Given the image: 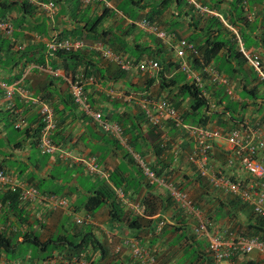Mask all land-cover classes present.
Returning <instances> with one entry per match:
<instances>
[{
  "label": "trees",
  "instance_id": "1",
  "mask_svg": "<svg viewBox=\"0 0 264 264\" xmlns=\"http://www.w3.org/2000/svg\"><path fill=\"white\" fill-rule=\"evenodd\" d=\"M61 1L63 0H38L42 4L53 2L55 9L57 3ZM64 2L69 4L71 13L61 18H67L69 27L64 26L65 28H62V31L58 33L55 25L52 26L51 37L57 35L60 40H80L84 42L85 46L78 50L61 49L53 53L48 51L45 45V51L51 55L50 64L48 63L50 69L56 70L60 67L66 77L74 79L79 75L83 79H92L93 82L101 83H107L115 76V79L112 80L113 83L122 85L124 83L122 79L125 80L132 73L136 76L145 75L147 83L141 92H147L149 88L153 87L157 88V95L154 97L156 99H153L152 94L146 93L145 97H142L144 95L142 94V96L140 95L141 100L167 103L169 107L178 110L182 121L189 125L205 127L208 126V122L214 120L213 127L222 130L225 134L230 130L249 125L252 127L264 125V81L257 76L252 66H246L248 58L244 53L252 45L254 49L264 51V28L260 38L257 36L252 38L251 34H253L254 28L247 29L249 21L245 8L248 4L244 5L241 0H231L230 8L226 12L223 10L220 12L222 3L215 0H208V2L194 0V3L190 0H158V7L152 9L148 15L140 16L134 6H139L141 0H126L123 7H116L115 11L105 6L108 0L94 1L88 5L82 4L78 0H64ZM149 6L153 7L151 4ZM39 8L26 0H0V20L9 19L8 15L13 12L17 16L10 17L13 32L9 37H13L15 29H22L24 25H27V19L31 18L35 10ZM199 8H204L210 13H204ZM116 11L123 17H119L123 23L126 19L129 20V23L125 26L123 23L115 27H113V23L107 26L108 22L117 20ZM137 20L148 21L167 31L168 42L164 43L151 34L143 33L144 31L142 32L137 26L140 21L135 23ZM63 24L66 25L64 22ZM33 29L37 35L45 36L48 32L44 24L39 29ZM143 37H146L148 41L142 43L140 40ZM5 39L8 38L1 40L3 47H0V51L3 52L12 48V44ZM180 40L192 44L196 54L186 55L183 58L178 57L176 47ZM240 42L243 52L240 50ZM95 43H100L103 48L128 59L132 69L124 71L118 65L104 60L100 51L92 48ZM171 55L173 60L170 58ZM249 57L256 59L260 68L264 70V61L259 55H250ZM145 60L158 63L159 69L152 76L138 69L140 62ZM35 64L45 68V63L41 59L35 61ZM182 65L187 66L186 72L182 69ZM206 68L224 77L227 85L213 82L205 72ZM190 70L203 81L201 87L197 86L195 79L190 75ZM247 77L251 78V81ZM123 92L125 95L133 97L139 91H134L131 86ZM234 92L239 93V100L230 96ZM40 99L45 100L42 96ZM71 103L73 102L71 101ZM184 103L186 107L183 106ZM101 114L104 120L114 122L121 127L123 136H128L127 146L135 153L141 156L140 150L142 151L143 146L150 152L153 156V164H148L147 167L165 183L175 185L178 190L184 193L188 192L184 186L186 182L198 183L205 194L214 190L222 192L217 198H213L217 202V206L213 207L211 213L207 211L208 222L212 219L214 223H218L224 217L236 220L238 215L242 214L245 217L244 222L238 220L233 222L227 233H234L246 238L254 237L264 244V218L256 215L239 198L214 189L208 180L200 176L196 167L188 159L193 145L184 132L177 129L168 120L161 121L158 126H151L147 114L141 106L136 109L135 116L130 118L133 119V123L129 120L126 122V119L129 118L126 112L118 113L115 110V115L112 112L104 115L101 112ZM84 116L86 117V115ZM94 124L99 128L96 123ZM143 126L147 130V138L152 143L143 142ZM14 127L16 130L21 129ZM40 131L41 124L38 121L33 134L37 146ZM100 131L103 132L101 129ZM54 132L51 139L58 145L54 139ZM215 149L220 150L219 157L224 160L223 166H225L231 152L224 150V144H217L214 147L211 162H217L214 159ZM141 157L143 158V156ZM224 170H230V168H224ZM142 173L141 168L131 159V170L127 175L120 168L108 172V182L103 181L98 188L87 189V197L79 203L78 208L81 207L85 212L91 214L103 206H108L112 221L126 220L129 229L139 233L152 234L154 239L155 227L163 221L161 215L168 209L177 207L167 194L168 192L155 191V186L145 183L146 194L139 199L140 206H144V215L142 216L136 213L135 215L133 210L131 213L124 211L115 194V190L121 188L125 195H130L129 192L133 196L136 195L144 182ZM228 174L230 173L228 172ZM45 194L60 196L56 192ZM62 197L68 202L67 210H74L75 207L69 202V198ZM130 197L132 196L130 195ZM192 202L195 209L201 212L197 204ZM177 209L179 208L177 207ZM179 211L177 215H180L179 219L181 220L178 218L176 220L181 223L182 217L186 215L181 209ZM28 214L29 209L20 200L18 191L0 192V252L5 255L8 261L29 264V261L41 258L46 264H51L52 260H54L52 264H100L99 261L92 260L94 258L93 251L101 250L103 247L91 232L77 234L74 233L76 232L74 229V234L68 239L66 236H58L55 239L41 241L35 231L31 229L32 223L29 221ZM156 214H158L157 217H154ZM38 215L42 220V214L38 213ZM179 229L184 232L182 227L177 228L178 231ZM208 229L210 230L209 226ZM164 232L165 230L162 229L161 233ZM134 239L141 244L138 238ZM42 253L46 255L42 257L40 255ZM204 261L205 264H211L209 254ZM136 263L138 262L136 261Z\"/></svg>",
  "mask_w": 264,
  "mask_h": 264
},
{
  "label": "crops",
  "instance_id": "2",
  "mask_svg": "<svg viewBox=\"0 0 264 264\" xmlns=\"http://www.w3.org/2000/svg\"><path fill=\"white\" fill-rule=\"evenodd\" d=\"M125 1L108 0L105 6L115 11V8L124 5ZM190 1L194 3V0ZM206 1L208 2V0ZM215 1L222 3L220 12L222 10L226 12L230 8L231 0ZM148 3L153 7L147 5ZM156 7H158V0H141L139 6H134L140 16L148 15ZM245 11L248 13L247 19L249 21L247 29L254 28L253 34H251L252 38L254 36L255 38L256 36L260 38L264 28V0H251L246 6ZM70 13L69 4H65L63 0L57 3L53 16L52 14H47L41 8L36 9L33 16L27 19V25H24L22 29L17 28L14 30L12 38L0 33V47H3L1 40L6 37L8 39L5 40L12 44V48L9 51H0V170L9 175L15 185L32 186L44 194L55 192L54 188L56 186L63 187L64 194L68 195L70 192L72 193L71 195L69 194L68 198L72 206L75 207L71 211L60 209L58 211L46 212L48 209L47 205L37 206L34 210H29V221L32 223L31 229L35 231L41 241L55 239L58 236H66L68 239L74 233L91 232L103 247L101 250L93 251L94 258L92 260H97L100 264H139L133 260L129 249L123 246L124 239L131 237L140 240L141 245L155 256L157 264H205V257L208 256L207 241L205 238L193 234V227L196 225L197 219L186 215L182 217L183 220L179 223L176 218L181 220L179 219L180 215H177L180 211L175 206L161 215V219L165 222V226L162 227L165 232H156L155 229L154 239L152 234L139 233L129 229L126 220L120 222L112 221L108 206H103L91 214L85 212L81 207L78 208L79 203L87 197V189L98 188L103 181H107L99 175H89L86 170L84 171L85 168L77 162V157H94L100 169L107 174L116 168H120L127 175L131 170V159L142 171L143 165L147 167L148 164H153V156L144 146L142 147V151L140 150L143 158L135 153L126 144L128 136H123L124 144H121L111 135L101 132L90 117H85L78 107L71 103L69 88L65 81L66 76L62 69L58 67L56 74L49 72L51 55L45 51V45L53 34L50 29L55 25L56 31L59 33L62 31V28H65L64 26L69 27L67 18L61 17H66ZM8 16L9 19L10 17H17L14 12ZM119 17L122 16L116 11L117 20L108 22L107 26H110L112 23L113 27L122 24V19L120 20ZM138 21L140 20H137L135 23ZM127 23H129L128 19L124 20L123 25L125 26ZM43 24L48 29L47 34L45 36L37 35L33 28L39 29ZM15 35L16 37H14ZM140 41L145 43L148 39L143 37ZM19 47L20 50H18ZM245 53L247 56L259 55L264 61V51L254 49L253 45L249 46ZM29 58L30 61H28ZM40 59L45 63V68L35 64V61H40ZM58 65L60 64L58 63ZM246 66L250 67L249 64ZM27 70L30 71L24 78L23 73ZM67 78L71 77L67 76ZM113 79H115V76L109 79L107 83L93 82L92 79H88L85 87L87 100L93 110L102 112L103 115L108 112H112L115 115V110L118 113L126 112L129 117L126 119V122L129 120L133 123V119L130 118L135 116V111L140 107L142 97H145L146 93L157 95V88L152 87L147 92H141L145 89L147 80L144 82L141 76L133 75V73L128 75L125 80L122 79L124 81L123 85L121 83L114 84ZM239 79L241 78L239 77ZM247 79L251 81V78L247 77ZM9 86L28 89L30 94L36 98L44 97L45 101L54 110L57 123L54 132L55 136L53 135L54 139L60 148L68 152L69 157H72V159L62 160L58 157V154L47 156L40 153L33 137L39 121L37 114L38 106L15 94L13 104L18 114L14 113L4 96L5 88ZM131 86L134 91H139L133 97L125 95L123 92ZM142 94L144 95L142 96ZM238 94L234 92L230 96L237 100ZM185 105L184 103L183 106L186 107ZM19 119L21 120V129L16 130L14 126H16ZM214 124V120L208 122V126L213 127ZM27 129L29 130L26 131ZM146 131L143 126V142L147 144L152 143L147 138ZM231 171L235 177L248 176L242 171ZM67 175L71 177L68 181L72 183V188L65 184L67 182L64 178ZM83 176H86L91 183V186L88 184L87 189H83L75 181ZM143 178V185L136 195L133 196L131 192L129 193L132 197L124 194V197L134 204H140L139 199L146 194L144 184L148 182L144 174ZM153 186H155V191L161 192L164 190L167 192L162 187ZM184 186L191 200L201 209V217L206 219L208 216L207 211L211 213L213 207L217 206V202L213 198H217L222 192L214 190L209 194H205L199 184L195 182H186ZM117 189L123 192L121 188ZM2 191L5 190H0V192ZM119 202L124 211L127 213L132 212L122 201L119 200ZM38 213L42 214V220L37 219ZM87 214L91 215V223H84L80 226L75 223L76 217H84ZM157 215L154 217H157ZM11 219L13 218L11 217ZM244 219L245 217L239 214L236 220L224 217L218 223H214L210 219L208 224L213 233H227L233 222L237 220L244 222ZM180 227L184 229V232L181 229L177 230ZM74 229L76 232H74ZM40 255L43 257L46 254L42 253ZM234 262L236 264H264V253L254 251L249 255L237 257L234 259ZM28 263L44 264L45 261H42L40 258V260H33ZM0 264H13V261H8L5 255L0 252Z\"/></svg>",
  "mask_w": 264,
  "mask_h": 264
},
{
  "label": "built area",
  "instance_id": "3",
  "mask_svg": "<svg viewBox=\"0 0 264 264\" xmlns=\"http://www.w3.org/2000/svg\"><path fill=\"white\" fill-rule=\"evenodd\" d=\"M29 2L36 3L46 11L52 14L54 10L53 2L37 3L35 0H28ZM82 4L88 5L94 1L102 0H78ZM244 5H247L250 0H241ZM140 30L145 33L155 36L157 39L167 42L169 35L166 31L158 28L157 26L149 23L148 21H140L137 23ZM13 32V26L9 20H0V33L10 36ZM85 46L84 42L80 40H60L57 35H53L48 39L46 47L48 51L56 52L58 50L69 51L71 49L78 50ZM93 49L100 51L104 60L116 64L121 70L129 71L132 69L130 61L124 57L113 53L111 50L103 48L100 43H95ZM20 50V47L18 48ZM243 52V49H241ZM176 53L178 57H185L186 55H195L196 51L192 44L185 40H180L177 43ZM246 54V53H245ZM248 64L254 68L257 76L264 81V70L260 68L258 62L249 55ZM138 69L141 72H147L153 75L157 72L159 67L158 63L151 60L141 61ZM185 72L188 70L187 66L182 65ZM206 70V71H205ZM204 71L208 73L213 82L218 84L227 85L224 77H221L213 70L206 68ZM30 70L24 71L23 77L25 78ZM49 72L56 74V70L49 68ZM190 75L196 81L197 86L201 87L202 82L196 73L190 71ZM88 79H83L77 76L74 79L65 78L69 88V93L72 102L78 109L87 117L97 124V126L105 133L111 135L121 144H124L123 134L121 127L110 121L103 119L101 112L92 109L87 100L85 87ZM230 93V91L227 89ZM18 94L22 99L29 100L37 105V114L41 124V131L38 139V149L42 155L58 157L62 160L72 159L69 157L68 152L56 145L51 135L56 128V120L53 108L43 99L33 97L28 89L19 88L16 86H9L5 88L4 96L9 102V107L18 114V111L13 104V97ZM141 108L147 114V119L151 126H158L161 121H170L177 129L185 133L186 137L192 142V151L188 155L189 161L196 167L200 176L209 181L214 189H219L224 193L231 194L239 198L243 203H246L252 211L264 218V133L262 129L256 125L246 126L238 129H233L226 134L219 129L212 126H194L186 124L182 121L181 115L178 110L169 107L165 102H154L151 100H143L140 103ZM21 120L16 123V127L21 126ZM224 144L225 151H230L226 160V165L221 166L218 162L217 166L221 169L215 171L212 155L215 145ZM75 160V159H74ZM79 162L87 171L89 175H99L102 179L108 182V174L103 172L94 157H77ZM213 163V165H212ZM236 165V166H235ZM224 168H230L229 173L225 174ZM242 171L247 174V177H233L232 171ZM142 171L146 181L150 185H156L164 188L173 202L179 209L187 216H193L197 219L196 225L193 227V233L196 236L203 237L207 241V252L210 255L211 264H235L234 259L237 256H246L254 251L264 253V244L257 238H246L237 236L234 233H213L208 229V220L201 217V212L196 210L194 204L187 193H184L176 188L175 185L165 183L164 180L158 178L154 172L148 167L142 166ZM0 190L18 191L22 203L26 205L29 210H34L35 207L47 205V211H58L60 209H67L68 202L65 198L54 195L42 194L38 189L32 186L20 185L17 186L13 179L0 170ZM115 194L117 198L122 201L134 213L142 216L144 215V206L134 204L124 197L121 190L116 189ZM37 219L41 220L38 215ZM91 215L84 217H76L75 223L82 225L84 223H91ZM165 225L164 221L159 222L155 229L160 232ZM227 234V235H226ZM123 246L127 247L131 253L132 258L139 264H157L155 256L143 247L134 238H127L123 241ZM119 251V250H117ZM116 251V252H117ZM54 260L51 261V264ZM13 264H21L15 262ZM46 264V263H45Z\"/></svg>",
  "mask_w": 264,
  "mask_h": 264
},
{
  "label": "rangeland",
  "instance_id": "4",
  "mask_svg": "<svg viewBox=\"0 0 264 264\" xmlns=\"http://www.w3.org/2000/svg\"><path fill=\"white\" fill-rule=\"evenodd\" d=\"M123 7V6H122ZM170 58L173 60V56L171 55L170 56ZM141 78L142 79H144L143 81L145 82V80H146V78H147V76H145V75H143V76H141ZM154 97H156V94H153V96H152V98L153 99H156V98H154ZM263 127V129H264V125L262 126ZM219 152H220V150L218 151L217 149H215V151H214V159L219 163V164H221V166H223L224 165V160L223 159H221L220 157H219ZM216 162H214V170L215 171H219V170H221L218 166H217V164H215ZM212 165H213V163H212ZM224 173H228L229 172V170H225V171H223ZM242 178L244 177L245 178V176H241ZM70 175H67L64 179H65V181L67 182V183H65V184H67V186L68 187H70V188H72V183L70 182V181H68V180H70ZM76 181V183L77 184H80L82 187H83V189H87L88 188V184H89V186H91V183L89 182V179L86 177V176H83V177H80L78 180H75ZM64 189H63V187H58V186H56L55 188H54V191L58 194V195H61V196H66L67 198L69 197V195H67V194H64V191H63ZM188 194V193H187ZM134 201L135 202H137V200L136 199H134ZM245 261V260H244ZM45 264V263H44ZM236 264V263H235Z\"/></svg>",
  "mask_w": 264,
  "mask_h": 264
},
{
  "label": "clouds",
  "instance_id": "5",
  "mask_svg": "<svg viewBox=\"0 0 264 264\" xmlns=\"http://www.w3.org/2000/svg\"><path fill=\"white\" fill-rule=\"evenodd\" d=\"M28 3H30V4H32V5H36V6H38L39 7V5H37L36 3H32V2H29L28 0H26ZM37 3H39L38 2V0H35ZM193 3V2H192ZM196 7L198 8V5H196ZM41 8V7H40ZM54 9H55V7H54ZM202 12H204V13H210L208 10H206V9H204V8H199ZM43 10V9H42ZM46 12V11H45ZM47 13V12H46ZM53 13H54V10H53ZM53 13H52V16H53ZM47 14H50V13H47ZM4 20H9L10 21V23H11V20L10 19H4ZM162 30H164V29H162ZM165 31V30H164ZM167 32V31H166ZM168 33V32H167ZM12 35V34H11ZM10 35V36H11ZM9 37V36H8ZM168 42V41H167ZM165 43V42H164ZM241 49H243L242 48V43L240 42V50ZM244 51V50H243ZM244 53H245V51H244ZM190 71H192V70H190ZM152 76V75H151ZM261 129H262V131H263V133H264V129L262 128V127H260Z\"/></svg>",
  "mask_w": 264,
  "mask_h": 264
}]
</instances>
